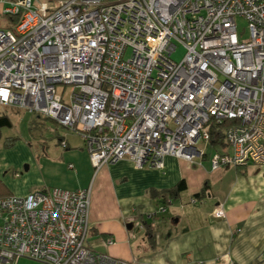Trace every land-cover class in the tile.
Returning <instances> with one entry per match:
<instances>
[{
	"label": "built area",
	"instance_id": "1",
	"mask_svg": "<svg viewBox=\"0 0 264 264\" xmlns=\"http://www.w3.org/2000/svg\"><path fill=\"white\" fill-rule=\"evenodd\" d=\"M0 2L1 14L18 15L0 27V105L78 133L94 168L122 158L137 168H162L165 155L191 161L205 153L196 142L209 143L211 124L226 119L211 169L264 165V0ZM174 42L185 48L179 61ZM57 84H70L66 97ZM88 204L83 188L0 196V264H141L87 245Z\"/></svg>",
	"mask_w": 264,
	"mask_h": 264
},
{
	"label": "crops",
	"instance_id": "2",
	"mask_svg": "<svg viewBox=\"0 0 264 264\" xmlns=\"http://www.w3.org/2000/svg\"><path fill=\"white\" fill-rule=\"evenodd\" d=\"M2 6L0 2V10ZM0 106L5 111L7 107L14 111L19 108ZM34 120L39 122L38 117ZM44 127L41 132L36 127L31 134L41 135L46 131ZM76 134L82 140L79 158L67 150L59 155L62 160H70L67 166L73 172L67 173L75 180L64 181L58 187L88 190L86 243L93 250L141 264H264V165L247 163L211 169L210 157L204 153L191 161L165 155L162 168H137L127 158L94 168L83 139ZM58 135L65 140L63 148L68 147L65 134ZM31 161L40 166L39 158ZM179 180L184 184L173 195L171 225L163 222L167 214L147 217L160 203L161 193H167ZM36 183L5 185L18 195L48 188L37 187ZM203 184L208 193L190 202ZM217 208L223 210V216L214 215Z\"/></svg>",
	"mask_w": 264,
	"mask_h": 264
},
{
	"label": "rangeland",
	"instance_id": "3",
	"mask_svg": "<svg viewBox=\"0 0 264 264\" xmlns=\"http://www.w3.org/2000/svg\"><path fill=\"white\" fill-rule=\"evenodd\" d=\"M235 20L239 37H246L248 35L246 21L240 16H236ZM7 21L6 17L0 16V24L7 23ZM174 43L175 49L171 52L170 56L173 60L179 61L185 53V48L178 42ZM69 88L70 84H66L65 86L57 84L55 91L63 97H66ZM6 111L10 116L12 126L0 129V153H3L2 158H0V188L2 189L5 186L8 191L7 194L18 195L11 193L5 183L24 186L29 182H38L36 183L37 187H58L64 181H70L72 179L74 181L75 177H68L67 173L68 171L73 172L67 166L70 160L68 158L62 160L59 155L61 152L73 151V154L79 158L82 140L76 132L74 133L63 130L60 127H54V123L46 119V126L52 129L54 127L57 133L48 129L46 131L43 130L41 135L35 133L32 135L28 129L32 114L28 110L18 108L17 111H14L13 107L11 109L7 107ZM62 133L65 134L68 141V147L66 146V148H63L59 144L58 134L62 135ZM196 147L198 149L204 148L207 157H210L215 151L208 142L201 140L196 142ZM37 158L41 160L40 166L34 165V161H31ZM207 160L208 158L204 161ZM170 205L166 207L165 211L160 213V215H168L167 220L163 221L168 225H171L170 214L174 212L171 211L173 206L171 207ZM155 222H162V220L156 219ZM15 264L47 263L27 257H19L15 260Z\"/></svg>",
	"mask_w": 264,
	"mask_h": 264
},
{
	"label": "trees",
	"instance_id": "4",
	"mask_svg": "<svg viewBox=\"0 0 264 264\" xmlns=\"http://www.w3.org/2000/svg\"><path fill=\"white\" fill-rule=\"evenodd\" d=\"M0 16L6 17L7 18V23L4 24H0V27H8V28H12L13 24L18 20V15H11V14H0ZM31 112V111H30ZM33 118L30 120L29 122V130L31 132V130L33 131L36 127H39V131L41 132V130L43 129V127H46V130H52L55 131L56 124L59 125L56 121H54L53 119L44 116L40 113L37 112H32L31 113ZM35 117L39 118V122L35 120ZM41 118V119H40ZM50 120L52 123H54V127L52 128H48L45 124V121ZM230 121L228 119L224 120L221 124H211L210 126V136H209V144L212 146L213 149H218L222 146H224V140H223V128L224 126H226ZM37 123V124H36ZM45 124V125H44ZM12 126V121L10 119V117L8 116V114L6 113V111L1 108L0 106V129L3 127H11ZM44 127V128H45ZM42 128V129H41ZM32 133V132H31ZM39 134V133H38ZM15 137V136H14ZM16 138V137H15ZM61 138H59L60 141ZM183 181L179 180L177 182V184L171 188L170 190L167 191V193H161V198H160V203L156 206V208L154 209V213L153 215H151V217L159 215L162 212H157L156 210L158 209V207L163 206L165 207L164 211L166 210V207L171 204L172 199L174 198V194L177 193L178 190H182L183 189ZM209 189L207 186H205V184H203V186L201 187V189L199 190V192L195 193L194 196H192L190 198V202H196L197 200H199V198L203 197L204 195H206L208 193ZM8 193V191L6 190L5 186L4 188H0V196L2 195H6ZM194 199V201H191V199ZM169 199V202H168Z\"/></svg>",
	"mask_w": 264,
	"mask_h": 264
}]
</instances>
